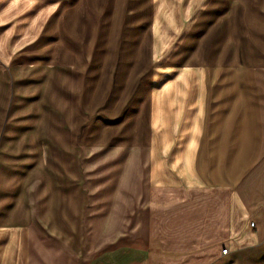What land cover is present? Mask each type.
Instances as JSON below:
<instances>
[{
  "label": "crops",
  "instance_id": "obj_1",
  "mask_svg": "<svg viewBox=\"0 0 264 264\" xmlns=\"http://www.w3.org/2000/svg\"><path fill=\"white\" fill-rule=\"evenodd\" d=\"M101 3L44 20L24 59L3 48L0 109L6 90L14 107L37 103L32 118H57L40 104L61 108L71 96L50 87L91 62L79 41ZM158 10V0H124L118 17L156 39ZM199 12L181 45L151 65L146 92L130 99L136 109L89 136L61 145L45 128L40 144L32 125L9 133L0 114V264H264V0H205ZM133 63L113 69L120 86Z\"/></svg>",
  "mask_w": 264,
  "mask_h": 264
},
{
  "label": "rangeland",
  "instance_id": "obj_2",
  "mask_svg": "<svg viewBox=\"0 0 264 264\" xmlns=\"http://www.w3.org/2000/svg\"><path fill=\"white\" fill-rule=\"evenodd\" d=\"M85 1L0 0V52L3 54L2 51L5 48L15 51V55L18 57L23 53L20 55V59H24L21 56L32 52L29 50V45L31 42L36 43L39 36H34V34L40 29L44 20H46V25L52 18V22L56 20L55 25H57L59 14H65V17L69 19L70 15L78 11L80 5ZM204 2L205 0H158L159 10L156 21L152 25L156 33V39H154L149 33H132L122 25L121 17L119 18L118 15L121 14L124 0H111L110 5H106V0H102L96 15L88 20L87 27L89 28L84 33L88 37L81 34L82 38L79 41V46L83 50L79 57L91 58V62L87 61L83 64L77 62L81 75L75 74L73 79L67 77L65 82L55 80L52 82L54 86L50 87L52 97L58 93L57 87L64 93L69 89L73 90L71 96L67 100L62 97L61 108L58 107L59 104L53 102L40 104L42 110L45 107L53 117L57 118H45L42 114H39L37 118H32L30 115L35 113L36 102L20 99L16 103L17 107H14V99L13 102L12 100L8 102L6 90L5 92L3 90V108L0 109L3 129L13 133V126L30 124L35 141L44 144L42 134L46 128L52 136L57 137L54 142L58 141L61 145H65L70 137L75 138L81 133L89 136L88 133L93 128L113 123L125 112L132 113L138 104L130 99L138 96L140 89L145 91L148 87L151 65L163 62L172 48L181 45L190 24L200 13ZM88 13L89 11H84L85 15ZM79 14L81 18L85 19L82 13ZM53 28L54 24L52 23L51 33H57ZM257 29L262 30L260 26ZM253 30L255 31V29ZM51 45L57 46L58 39L55 40V44ZM31 49L33 48L31 47ZM133 61L131 73L127 76L126 81H122L124 85L120 86V77L116 76L117 73H114L113 69L115 68L117 71L121 65L129 67ZM27 85L25 82L18 83V92L25 93L24 91H27L29 87ZM110 86L114 88L111 95L112 100L111 103L106 104V91ZM3 88L5 89V87ZM36 93L37 91L34 92V94ZM120 93L121 98L118 97L117 102L114 103L113 98L119 96ZM10 110H14L15 117L22 118L14 119V117L9 120ZM165 114L164 112L163 116ZM72 115L76 116L73 118ZM59 117L63 119H58ZM167 121L165 117L158 119L157 123L161 131L167 128ZM146 122L150 124V120L146 119ZM68 127L71 128L73 135H62L60 130L64 131ZM86 131L89 132L86 133ZM160 137L164 141L167 137L166 133L163 132ZM47 142L51 143L52 141L48 139ZM50 146L52 147V145ZM55 147L58 148V145ZM17 152L19 153V151ZM31 152L28 151V153ZM44 153L46 151L44 152L41 145L38 150L34 151L37 158H44ZM90 154L91 152L87 150L85 157H89Z\"/></svg>",
  "mask_w": 264,
  "mask_h": 264
},
{
  "label": "built area",
  "instance_id": "obj_3",
  "mask_svg": "<svg viewBox=\"0 0 264 264\" xmlns=\"http://www.w3.org/2000/svg\"><path fill=\"white\" fill-rule=\"evenodd\" d=\"M252 225H253V223H252ZM227 251H228V249L224 248L223 253H226Z\"/></svg>",
  "mask_w": 264,
  "mask_h": 264
}]
</instances>
